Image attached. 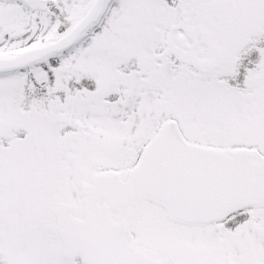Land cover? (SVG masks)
<instances>
[{"label": "snow or ice", "instance_id": "1", "mask_svg": "<svg viewBox=\"0 0 264 264\" xmlns=\"http://www.w3.org/2000/svg\"><path fill=\"white\" fill-rule=\"evenodd\" d=\"M0 264H264V0H0Z\"/></svg>", "mask_w": 264, "mask_h": 264}]
</instances>
